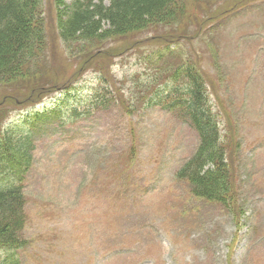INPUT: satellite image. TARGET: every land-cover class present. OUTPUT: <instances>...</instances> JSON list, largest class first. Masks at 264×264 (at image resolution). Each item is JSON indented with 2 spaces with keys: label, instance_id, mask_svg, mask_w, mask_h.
<instances>
[{
  "label": "rangeland",
  "instance_id": "obj_1",
  "mask_svg": "<svg viewBox=\"0 0 264 264\" xmlns=\"http://www.w3.org/2000/svg\"><path fill=\"white\" fill-rule=\"evenodd\" d=\"M178 1L176 22L150 27L135 44L114 38L85 63L65 52L54 0H42L48 65L35 78L58 84L42 107L61 89L64 113L40 122L21 109L9 115V128L36 126L18 264H264V0ZM175 41L160 59L150 52ZM183 60L198 69L219 122L232 182L226 205L177 178L197 133L155 105V93L146 103ZM24 84L0 86V102L27 95ZM104 86L114 105L95 109Z\"/></svg>",
  "mask_w": 264,
  "mask_h": 264
},
{
  "label": "trees",
  "instance_id": "obj_2",
  "mask_svg": "<svg viewBox=\"0 0 264 264\" xmlns=\"http://www.w3.org/2000/svg\"><path fill=\"white\" fill-rule=\"evenodd\" d=\"M178 3V0H72L70 3L54 0L57 35L65 52L80 54L87 63L98 48L114 38H124L126 44L133 39L135 44L150 27L176 22L181 13ZM177 43L175 41L174 45ZM150 52L160 59L173 51L167 45ZM45 65L48 64L42 0H0V86L7 82L28 83L22 85L27 89V95L8 93L6 98L9 96L11 100L0 102V162L6 161V164L0 163V264H18L14 255L23 248L18 235L23 225L22 190L25 175L32 164L34 143L31 138L36 130L33 124L25 126L28 131L7 127L9 115L22 106L38 103L48 96V90L52 91L58 85L35 78L38 69ZM164 72L168 79L160 85L166 88L160 94L151 91L150 101L146 103L150 104L155 93V105L187 122L198 136V144L177 170V178L190 184L194 196L226 205L231 197L232 182L220 145L219 122L199 71L192 63L183 60ZM148 76L144 86L146 91L149 90L148 83L152 86L158 83L156 73ZM110 95L111 90L104 86L93 96L92 107L98 109L113 103V98L108 99ZM61 101V98L55 101L50 116L62 115ZM121 103L120 109L131 110V105H123L124 100ZM6 105L8 108H4ZM47 116H38L37 112L27 120L39 119L40 122ZM66 116L74 119L75 109L67 111Z\"/></svg>",
  "mask_w": 264,
  "mask_h": 264
}]
</instances>
